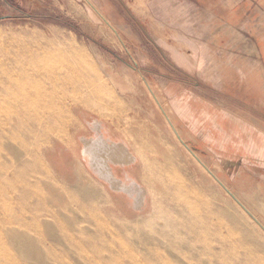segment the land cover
Masks as SVG:
<instances>
[{"label":"rangeland","instance_id":"1","mask_svg":"<svg viewBox=\"0 0 264 264\" xmlns=\"http://www.w3.org/2000/svg\"><path fill=\"white\" fill-rule=\"evenodd\" d=\"M0 53V264H187L177 251L200 250L174 243L175 221L184 216H199L224 237L217 246L225 264H264V229L233 198L264 227V0H0ZM51 83L65 85L63 103L74 95L79 101L73 125L51 135L43 151L54 179L42 191L46 198L24 209L20 189L12 188L44 176L32 171L23 150L32 140L11 111L18 86L33 84L47 96ZM99 136L127 145L135 162L110 170L84 152L83 138ZM18 169L26 175H6ZM108 172L147 188L153 196L146 208L113 191L121 184L114 176L106 182ZM67 196L76 202L67 204ZM37 201L40 215L30 220ZM50 205L60 207V220L45 214ZM7 218L27 219L35 229ZM106 228L117 234L102 238ZM136 228L144 246L120 253V243L134 247ZM164 235L174 240L162 244ZM153 246L165 251L163 262ZM197 259L207 264L208 256Z\"/></svg>","mask_w":264,"mask_h":264},{"label":"bare ground","instance_id":"2","mask_svg":"<svg viewBox=\"0 0 264 264\" xmlns=\"http://www.w3.org/2000/svg\"><path fill=\"white\" fill-rule=\"evenodd\" d=\"M16 37H14L13 39H15ZM19 38V37H18ZM17 38V39H18ZM25 38V36H24ZM30 38V37H29ZM42 39V38H41ZM21 40V39H20ZM35 40V39H34ZM39 40V39H38ZM47 40V39H46ZM2 42H4V40H1ZM8 41H10L8 39ZM7 41V43H8ZM29 41V40H28ZM37 41V39H36ZM51 41V40H50ZM16 42V41H15ZM13 42V44L15 43ZM48 42V41H46ZM45 42V43H46ZM21 43V41H20ZM38 43V42H37ZM43 43V42H42ZM49 43V42H48ZM65 43V41H64ZM11 44V43H10ZM27 44V43H25ZM30 44V43H29ZM41 44V42H40ZM8 45V44H7ZM12 45V44H11ZM16 45V43L14 44ZM22 45V44H21ZM20 45V46H21ZM50 45V44H49ZM58 45V44H57ZM56 45V46H57ZM19 46V47H20ZM29 46V45H27ZM38 46V45H37ZM43 46V45H41ZM48 46V44L46 45ZM59 46V45H58ZM15 47V46H14ZM36 47V46H35ZM50 47V46H49ZM48 47V48H49ZM61 47H63L61 45ZM39 48V47H38ZM43 48V47H42ZM41 48V49H42ZM68 48V47H66ZM19 49V48H18ZM36 49V48H35ZM45 49V48H44ZM49 50V49H48ZM52 50H54V48H52ZM15 51V50H13ZM31 51V50H29ZM37 51V49H36ZM34 51V52H36ZM41 51V50H40ZM43 51V50H42ZM55 51V50H54ZM21 52V51H20ZM24 52H26V49L24 50ZM33 52V51H31ZM52 52V51H51ZM23 53V52H21ZM29 53V52H28ZM1 54V53H0ZM13 55V53H10ZM27 54V53H26ZM30 54V53H29ZM43 54V53H40ZM39 54V55H40ZM3 55V54H2ZM19 55V54H18ZM21 55V54H20ZM37 55V59H39V57H42L41 55L39 56ZM36 56V55H35ZM44 56V55H43ZM7 57H5L6 59ZM12 59V58H11ZM31 59V57H30ZM72 59V58H71ZM4 61V60H3ZM45 61V60H44ZM38 62V61H36ZM15 63V62H14ZM74 63V61H73ZM5 64V62H4ZM44 64V62H43ZM14 65V64H13ZM33 65V64H32ZM46 65V64H45ZM67 65V64H66ZM65 65V66H66ZM0 66H2V64H0ZM7 67V65H6ZM18 68V67H17ZM9 69V68H8ZM6 70V69H5ZM16 70V69H15ZM4 71V70H3ZM2 71V72H3ZM1 72V71H0ZM1 72V76L3 75ZM7 72V71H5ZM4 73V72H3ZM73 73V72H71ZM53 76V74H51ZM58 75V74H57ZM6 76V75H5ZM9 76V75H7ZM16 76V75H14ZM67 76V75H66ZM37 77V76H35ZM2 78V77H1ZM44 78V77H43ZM5 79V78H3ZM8 79V78H6ZM46 79V78H45ZM53 79V78H52ZM60 79V78H59ZM66 79V78H65ZM68 79V78H67ZM47 81L49 79H46ZM74 80V79H73ZM16 81V80H15ZM52 81V80H50ZM64 81V80H63ZM75 81V80H74ZM54 82V81H52ZM76 82V81H75ZM10 79H8L5 84H10ZM65 83V82H64ZM68 83V82H67ZM30 84V83H29ZM51 92L49 88H46V91L48 92L47 96L43 95L42 93H40L38 91V89L36 88V86H34L33 84L31 85H26V87H22V86H18V90H17V96L15 99V102L17 103V107L15 109H12V121H14L16 118V120L19 122L22 121V124H24L26 126L25 132L26 135L29 137V139L32 140V147L31 149H23L26 154L30 157V159H33L35 162V165H33L32 167V171H34V173L39 174L40 176H44V178L42 179L41 177H36L35 175V181L31 182V179H25L20 185L17 186V188L13 187L12 189H15L16 191L18 189H20L21 191V197L20 199L18 198L19 202H17L18 204H22L23 208L25 209L24 205L26 206V204L29 202L30 199H38V197H45L46 195L44 194V192H42L43 190H45L44 188H47L49 185V181H53V174H51L49 168L47 166H45L44 164V159H43V151L46 147H48V145L51 144V139L50 136L51 135H56L57 133H62L64 132V128H70L73 124H72V120H71V115L70 112L73 110L74 105H76V103H78L79 99H75V95L74 96H70L71 99H73L72 103L70 104H66L63 103V99L61 100L60 98H63L61 96L62 91L67 90L65 85L62 86H57L56 83H51ZM59 84V83H58ZM79 84V83H78ZM4 85V84H3ZM69 84H66V86ZM48 86V85H47ZM76 86V85H75ZM50 87V86H49ZM6 88V87H4ZM3 89V87H2ZM1 89V91H2ZM9 89V88H8ZM13 89V88H12ZM75 89V88H74ZM73 89V90H74ZM0 91V92H1ZM5 91V90H4ZM2 94L3 95V92ZM31 91V92H30ZM42 91V90H41ZM61 93H60V92ZM78 91V90H77ZM76 91V92H77ZM13 92V91H12ZM74 92V91H73ZM72 92V93H73ZM75 92V93H76ZM6 93V92H5ZM31 93V94H30ZM68 93V92H66ZM78 93V92H77ZM76 93V94H77ZM8 94V93H7ZM45 94V93H44ZM65 96V94H63ZM69 95V94H67ZM5 96V95H4ZM49 98V99H47ZM66 98V97H65ZM0 99H2L0 97ZM67 99V98H66ZM69 99V98H68ZM13 100V99H12ZM20 100V101H19ZM68 102V101H67ZM63 103V104H62ZM86 104H89V102H87ZM10 105V104H9ZM12 106V105H10ZM15 106V105H14ZM1 110V109H0ZM165 111V110H164ZM17 116V117H16ZM19 118V119H18ZM16 121V122H17ZM171 121V120H170ZM19 122V123H20ZM16 124V123H15ZM170 124V122H169ZM18 125V124H17ZM16 125V126H17ZM18 127H20V124L18 125ZM13 128V127H12ZM96 128L97 131H99L101 129V124L100 123H96ZM172 128V127H171ZM15 129V128H14ZM18 130V128H17ZM20 130V128H19ZM12 131V130H10ZM16 132V131H15ZM8 134V133H7ZM132 134V133H131ZM11 135H13L14 137H16V139L20 136V131H18L17 133L11 132ZM180 138V141L183 143L181 136L177 135ZM2 136L0 135V138ZM7 137V136H6ZM9 137V136H8ZM7 137V139H9ZM10 140V139H9ZM25 140V139H24ZM22 141L21 144H24L25 147H27L26 144V140ZM30 140V141H31ZM6 141V140H5ZM29 141V143H31ZM20 143V142H19ZM18 143V144H19ZM12 144V142H11ZM83 144H84V148L83 151L86 153H93L94 155H97L99 158L101 157V159L104 161V165L108 166L111 169H113V167H118V168H126L127 166L133 164L135 162V157L134 155L131 153V151L129 150L128 146L123 144V143H117L114 141H108L107 139H105L102 136H99L97 140L95 141H90L88 138H83ZM10 145V144H8ZM14 145V144H13ZM16 146V145H15ZM20 146V145H19ZM23 146V145H22ZM3 147V146H2ZM20 148V147H19ZM24 148V147H23ZM15 149V147L13 148V150ZM5 150V149H4ZM157 151V150H156ZM7 152V151H6ZM13 152V151H12ZM169 152V151H168ZM1 156L2 151H0ZM9 154V153H8ZM13 154V153H12ZM11 154V155H12ZM159 154V153H158ZM163 154V153H162ZM164 155V154H163ZM28 157V158H29ZM1 160V159H0ZM2 162V161H1ZM33 162V163H34ZM2 167V164H0ZM8 165V164H7ZM6 165V166H7ZM8 167V166H7ZM6 167V168H7ZM11 167V166H10ZM9 167V168H10ZM47 167V168H46ZM205 171V170H204ZM207 171V170H206ZM6 172V169H5ZM3 172V173H5ZM8 172V171H7ZM115 172V171H114ZM209 172L211 174H213V172L209 169ZM13 175V178L18 177L19 175H26V173H24V171L18 169V170H11V172L6 173V175ZM34 175V174H33ZM214 175V174H213ZM111 176L115 177L116 181H120L119 188L118 190H116L117 188L113 189V191H115L116 193H123L126 196L132 197L134 199V206L136 207V210H140L143 208H146L145 206L147 205L148 198L151 196H153L152 193L149 192V190L147 188H142L139 184H137L136 182H133L131 185L124 183L123 181L119 180L118 177L114 174H112V172H108L107 177H106V182L108 180V178H111ZM8 178V176H7ZM27 178V177H25ZM32 178V177H31ZM48 178V179H45ZM6 179V178H5ZM12 179V178H11ZM51 179V180H50ZM4 181V180H2ZM6 181V180H5ZM8 181V180H7ZM20 182V180H19ZM54 182V181H53ZM8 183V182H6ZM109 184V183H108ZM113 185V184H112ZM53 188H55L56 190H59L60 188L58 186L52 185ZM4 187V186H3ZM8 187V186H7ZM111 188L113 186H110ZM224 187V185H223ZM11 188V187H10ZM114 188V187H113ZM135 188H137L136 190V196H134L133 192H135ZM64 190V188H63ZM62 191V190H61ZM5 192V191H4ZM7 192H10V190H7ZM159 192V191H158ZM19 193V192H18ZM2 194V193H1ZM20 194V193H19ZM19 197V196H18ZM46 198V197H45ZM234 199H236V204L239 205L240 209L242 212L245 213V215L252 221L255 222V225H259V227H261L260 229L263 231L264 227L263 225L259 222L257 216L252 213L251 211H249L240 201L238 198H235L233 196ZM32 201V200H31ZM66 203L69 205H72L74 202V198L67 196V198L65 199ZM38 203L35 204V207L33 205V207H30L28 205V207H30V211L28 213L30 220H35L38 215L39 210L41 209V206L39 204V201H37ZM30 203V202H29ZM33 204V203H32ZM57 207H43V211H45V214L48 216H52L55 218H58V220H60L59 217V212L57 211L58 205H56ZM189 208V212L188 214L192 213L193 214V209L191 204L187 205ZM19 207V205H18ZM28 207L26 209H28ZM96 207V206H95ZM56 208V209H55ZM81 208V207H80ZM86 209V208H85ZM42 211V210H41ZM85 211V210H84ZM89 211V210H87ZM89 213V212H88ZM15 214V213H14ZM86 214V213H85ZM83 214V216L85 215ZM45 215V216H46ZM18 217V216H16ZM86 217V216H85ZM187 216H184L183 218L178 217V219L175 221V229H174V237L175 238V245L177 244V242L179 240L191 245V249L193 250H200L197 255L195 254V252H183L181 250L177 251V258H180L181 260H184L187 264H202L200 263H195L198 261V255L200 256H208V259H203L204 262H206L207 264H225V259L223 258V254L222 251L219 250V247L217 245H219L218 243L223 242V239L219 236H217L216 230L210 228L208 225L206 227H204L202 225L203 221L202 219L198 220V218L200 219L199 216H191L188 219L186 218ZM198 217V218H196ZM89 220L92 221V223H94L93 225H95L94 227L97 226L98 224V219H93V217L90 214V218ZM7 224H9L10 226H21L22 228L25 229H35V227L33 226V223L27 219L21 220V221H15L13 218H7ZM88 223V221L86 222ZM91 223V224H92ZM130 226H124V229L127 230L129 229ZM137 230L141 229V228H136ZM184 229V232L180 233V230ZM139 232H141L139 230ZM105 233L108 235H111L112 237L117 234V231H109V229H101V234H104L103 237H105ZM144 234V232L139 233L138 236V240L136 241L134 247L132 246H128V244H124V243H120V248H119V252L120 253H129L132 252L134 250H136L135 248H142L144 245L142 243V240L140 238V235ZM89 239H93L94 237H88ZM107 239V238H106ZM179 239V240H178ZM174 239H169L168 236H162V238L160 239V242L162 244H166V243H171V241ZM107 242V241H106ZM123 242V241H122ZM180 242V241H179ZM200 246V248H197L198 246ZM105 246V244H104ZM103 246V247H104ZM107 246V244H106ZM99 247V246H98ZM102 247V248H103ZM112 247V246H111ZM19 249V248H18ZM21 249V248H20ZM104 249V248H103ZM131 249V251H129ZM154 250V254L156 255V259L158 258L160 261H162L160 258H163V260L166 259V257L164 256L165 251H162L159 248H155L150 247L149 250ZM176 249H181L180 247L177 248H173L172 250H176ZM118 250V249H117ZM9 252V251H8ZM108 253H110L111 255H113L112 250L108 249V251H106ZM102 255V254H100ZM108 255V254H107ZM126 255V254H125ZM210 256V258H209ZM12 258V257H10ZM109 258V257H108ZM119 259V258H118ZM155 259V260H156ZM82 260V259H81ZM115 260V259H114ZM121 260V259H120ZM124 260V259H123ZM14 262V259H13ZM85 262V261H84ZM124 262V261H123ZM134 262V261H133ZM158 262V261H157ZM163 262V261H162ZM82 263V261H81ZM89 263V262H88ZM125 263V262H124ZM5 264V263H4ZM119 264V263H117ZM123 264V263H122ZM164 264V263H163Z\"/></svg>","mask_w":264,"mask_h":264},{"label":"crops","instance_id":"3","mask_svg":"<svg viewBox=\"0 0 264 264\" xmlns=\"http://www.w3.org/2000/svg\"><path fill=\"white\" fill-rule=\"evenodd\" d=\"M242 1L247 2V0H242Z\"/></svg>","mask_w":264,"mask_h":264}]
</instances>
